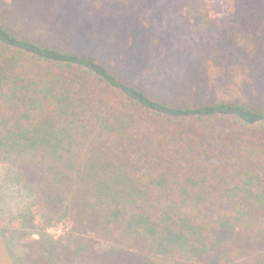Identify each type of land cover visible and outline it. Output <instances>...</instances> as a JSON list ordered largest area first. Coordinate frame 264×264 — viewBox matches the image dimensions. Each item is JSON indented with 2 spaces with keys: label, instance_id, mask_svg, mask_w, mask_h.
Here are the masks:
<instances>
[{
  "label": "trees",
  "instance_id": "obj_1",
  "mask_svg": "<svg viewBox=\"0 0 264 264\" xmlns=\"http://www.w3.org/2000/svg\"><path fill=\"white\" fill-rule=\"evenodd\" d=\"M65 1L0 0V163L31 186L23 264H264V0H232L165 93L115 66L151 31L83 26L147 29L140 7L86 0L70 20Z\"/></svg>",
  "mask_w": 264,
  "mask_h": 264
},
{
  "label": "rangeland",
  "instance_id": "obj_2",
  "mask_svg": "<svg viewBox=\"0 0 264 264\" xmlns=\"http://www.w3.org/2000/svg\"><path fill=\"white\" fill-rule=\"evenodd\" d=\"M82 2L85 3L86 0H66L61 5L70 20L81 17ZM127 2L132 9L135 6L140 7L137 12L134 10L136 15L132 17L138 19L142 13L143 19H146L149 25L147 29H132L131 23L127 20L105 23L95 20L84 22L83 26L90 25L91 29L96 31L107 29L122 42L132 38L136 30L139 33L151 31L150 40L143 42L138 55L131 53L129 59L127 58L128 60L121 66H115L118 71L129 75L130 80L140 82L148 91L159 93H165L169 87L182 79L188 64L199 54L213 31L221 30L233 7L232 0H127ZM114 7L124 10L118 3ZM81 29L84 39H90L86 43L90 50L102 52L109 48V39L101 40L100 34L96 31H89L91 29L87 31L84 27ZM30 187L21 180L19 170L0 163V264L24 262L26 249L22 245L30 239L31 234L28 229L20 228V221L14 219V216L26 206ZM17 230L21 232L16 233ZM65 231V225L62 224L47 230L48 234L55 238L63 236ZM34 238L37 239V236ZM105 249L107 246L104 244L98 246L99 251Z\"/></svg>",
  "mask_w": 264,
  "mask_h": 264
}]
</instances>
